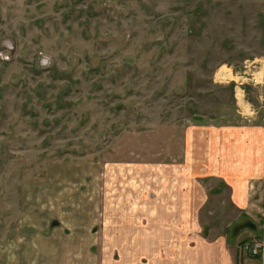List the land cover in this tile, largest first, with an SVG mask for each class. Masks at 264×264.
Returning a JSON list of instances; mask_svg holds the SVG:
<instances>
[{"label": "rangeland", "instance_id": "rangeland-1", "mask_svg": "<svg viewBox=\"0 0 264 264\" xmlns=\"http://www.w3.org/2000/svg\"><path fill=\"white\" fill-rule=\"evenodd\" d=\"M174 201L264 262V0H0V264L118 263Z\"/></svg>", "mask_w": 264, "mask_h": 264}, {"label": "crops", "instance_id": "crops-1", "mask_svg": "<svg viewBox=\"0 0 264 264\" xmlns=\"http://www.w3.org/2000/svg\"><path fill=\"white\" fill-rule=\"evenodd\" d=\"M179 204L182 203L174 201L163 214L157 212L159 205L151 206L150 223L146 228L115 234L116 241L134 242L119 250L120 260L115 264H264L255 260H240L232 248L230 236L209 238L204 233H191L185 222L189 221L190 209L185 210ZM144 216L142 213L138 215L141 226ZM110 252L113 254L114 251Z\"/></svg>", "mask_w": 264, "mask_h": 264}, {"label": "built area", "instance_id": "built-area-1", "mask_svg": "<svg viewBox=\"0 0 264 264\" xmlns=\"http://www.w3.org/2000/svg\"><path fill=\"white\" fill-rule=\"evenodd\" d=\"M263 244L260 241L254 240L252 242H246L241 245V255L257 257L263 251Z\"/></svg>", "mask_w": 264, "mask_h": 264}, {"label": "bare ground", "instance_id": "bare-ground-1", "mask_svg": "<svg viewBox=\"0 0 264 264\" xmlns=\"http://www.w3.org/2000/svg\"><path fill=\"white\" fill-rule=\"evenodd\" d=\"M228 77H230V76H228ZM228 77H227V76H225V78H227V79H228Z\"/></svg>", "mask_w": 264, "mask_h": 264}]
</instances>
